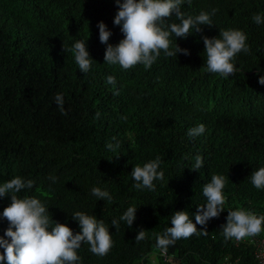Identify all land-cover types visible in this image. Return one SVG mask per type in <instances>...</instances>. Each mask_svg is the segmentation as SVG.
Segmentation results:
<instances>
[{"label": "trees", "instance_id": "trees-1", "mask_svg": "<svg viewBox=\"0 0 264 264\" xmlns=\"http://www.w3.org/2000/svg\"><path fill=\"white\" fill-rule=\"evenodd\" d=\"M213 9V25L187 38L171 37L190 55L167 57L161 51L151 68L124 70L104 63L107 45L97 27L106 24L113 46L124 38L113 23L116 0H0V185L17 176L32 180L31 189L16 195L40 199L52 219L74 234L81 231L71 218L75 212L103 220L114 246L101 257L83 243L78 264H257L251 239L264 232L225 241L221 226L228 210L264 215V189L251 183L252 172L264 167V85L258 83L264 76V23L252 19L264 16V0L182 5L186 16ZM165 23L179 21L173 13ZM228 29L243 31L250 51L237 54L238 71L226 78L207 70L203 37ZM81 40L93 59L87 73L71 51ZM109 75L115 85L107 83ZM57 94L64 97L67 115ZM199 124L204 134L190 138L189 129ZM197 155L203 166L194 171ZM157 156L164 179L154 181L152 191L134 188L133 167ZM213 175L227 180L225 210L207 222L206 235L180 239L161 256L157 236L171 226L176 211H187L195 222L197 206L207 202L203 187ZM93 187L108 191L112 201L97 200ZM10 203V194L0 197V236L9 227L2 214ZM129 207L137 208L131 227L120 220ZM140 230L146 238L135 242Z\"/></svg>", "mask_w": 264, "mask_h": 264}, {"label": "clouds", "instance_id": "clouds-1", "mask_svg": "<svg viewBox=\"0 0 264 264\" xmlns=\"http://www.w3.org/2000/svg\"><path fill=\"white\" fill-rule=\"evenodd\" d=\"M190 3V0H188ZM185 0H116L118 12L114 18V25L120 26L124 38L115 46L108 43L112 32L108 30L104 22H99V40L106 44L104 63L119 65L128 70L137 64H142L146 69L151 68L160 56L161 51L167 57H176L182 53L190 55L188 49L180 48L177 43L172 44L171 37L187 38L193 33L202 31V25H213L211 15L215 14L201 11L196 16L187 15L182 11ZM175 14L179 23L166 24ZM256 24L264 23V16L255 14L252 17ZM247 36L241 30L228 29L219 32L218 37H203L206 54V67L211 73H217L223 77L235 74L238 69L234 64L237 54L248 53L250 48L246 43ZM79 70L87 73L93 59L87 50L86 41H77L71 49ZM107 83L115 85V76L109 75ZM258 83L264 85V76H260ZM119 92H114L118 95ZM55 101L62 114L67 115L63 105L64 97L57 94ZM99 116V113H97ZM205 125L199 124L189 129L190 138L198 137L205 132ZM109 149L112 145L107 146ZM161 157L157 156L143 166L133 167L131 175L136 182L133 187L142 190H155L154 181L163 180L164 172L160 171ZM203 166V158L195 157V163L191 170H198ZM50 179L55 180L54 177ZM227 180L223 175H213L211 182L203 187V195L206 204L197 206L194 213L195 222L190 219L187 211H176L172 215L171 226L166 228L162 235L156 238V248L160 250L161 256H167L168 248L180 239H188L192 235H206L207 222L217 218L225 210L227 197L223 190ZM251 183L256 189H264V167L252 172ZM34 186L32 180L25 181L21 177H14L0 185V197L10 194L11 203L4 208L3 217L9 222V227L0 236V264H78L81 257L78 255L83 243L90 246V251L98 256H105L114 246V241L109 228L102 219L83 212H75L72 219L77 221L81 231L74 234L67 224L59 223L49 215V208L38 198L25 196L18 197L16 194L22 189H31ZM92 195L97 200L111 202L112 196L106 190L99 187L91 189ZM137 208L129 207L120 220L131 227L136 219ZM226 224L222 225L225 241L234 239L237 242L247 238L256 237L264 232V215L238 208L228 210ZM54 222V224H53ZM112 226L119 228V221L113 219ZM197 225L204 226L198 229ZM10 238V239H6ZM146 238L145 230L138 231L135 242ZM264 238H252L257 240ZM256 245V244H255ZM264 255V253H261Z\"/></svg>", "mask_w": 264, "mask_h": 264}, {"label": "built area", "instance_id": "built-area-1", "mask_svg": "<svg viewBox=\"0 0 264 264\" xmlns=\"http://www.w3.org/2000/svg\"><path fill=\"white\" fill-rule=\"evenodd\" d=\"M255 244V259L257 261V264H264V255H261V253H264V238L257 240Z\"/></svg>", "mask_w": 264, "mask_h": 264}]
</instances>
